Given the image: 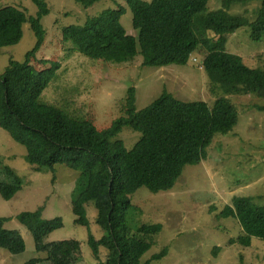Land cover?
<instances>
[{
  "label": "trees",
  "instance_id": "16d2710c",
  "mask_svg": "<svg viewBox=\"0 0 264 264\" xmlns=\"http://www.w3.org/2000/svg\"><path fill=\"white\" fill-rule=\"evenodd\" d=\"M33 1L40 9L36 18L16 7L0 9V49L19 44L26 23L36 37L26 60L11 61L0 74V127L26 148V162L35 171L55 173L57 164H65L80 173L72 193L73 213L75 223L88 226L85 205L94 202L97 224L105 232L99 240L89 233L88 243L97 259L101 248H105V264H152L168 254L165 247L152 260L142 262L163 226L142 223L131 227V196L141 188L154 194L171 191L185 167L206 160L215 137L231 133L238 125L239 111L231 96L253 94L264 100V69L248 66L243 57L225 48L217 49L211 37L213 34L226 43L228 35L248 28L250 39L262 42L264 0H222V8L217 10L209 8V0H125L137 36L123 27L121 17L126 8L121 5L88 17L83 25L64 27L63 41L70 42L68 46L74 51L113 65L185 66L199 53L200 67L208 76L212 92L220 93L210 105L205 101H182L165 92L150 106L138 110L136 89L132 87L123 105V116L104 130H98L91 120L74 118L40 102L61 64L55 59H37L47 36L41 17L49 13V8L43 0ZM75 1L89 8L101 0ZM253 1L261 4L254 19L245 13H231L235 4ZM33 62L47 67L39 70ZM125 127L141 134L132 149L116 140ZM0 171L9 178L0 180V194L11 200L21 191L23 179L2 156ZM218 218L237 219L242 227V234L230 244L249 247L253 238L264 240V205L257 204L253 197H234ZM17 219L33 235L36 251L46 253L51 264L78 262L79 241L47 242L50 233L63 227L61 218L44 219L40 208L22 212ZM8 220L0 216V247L20 254L25 251V241L18 231L5 229ZM220 249L216 247L214 255ZM41 261L34 259L26 264Z\"/></svg>",
  "mask_w": 264,
  "mask_h": 264
},
{
  "label": "rangeland",
  "instance_id": "374dc122",
  "mask_svg": "<svg viewBox=\"0 0 264 264\" xmlns=\"http://www.w3.org/2000/svg\"><path fill=\"white\" fill-rule=\"evenodd\" d=\"M49 13L41 17L47 32L37 59H55L61 64L56 78L40 97V102L55 107L68 115L91 120L98 130L109 128L123 116V105L130 88L136 89L138 110L150 106L165 92L177 99L194 102L205 101L213 105L219 92H212L206 72L200 67V54L185 65L169 67H139V64L113 65L90 59L74 51L62 38V29L71 25H83L88 17L107 9L126 8L121 23L133 36V15L125 0H101L85 8L75 0H43ZM151 2L152 0H144ZM222 0H209V8H222ZM259 1L235 4L231 13L256 17ZM16 7L28 17H38L40 9L33 0H0V9ZM23 39L15 46L0 49V74L11 61L24 62L26 55L36 44L30 24L23 26ZM213 37L217 49H226L244 58L252 68L264 69V39L254 42L248 28L228 35L226 43ZM37 69L47 66L33 62ZM219 93V95L217 94ZM239 111V122L226 135H218L208 148L207 159L198 165L185 167L182 176L171 191L151 193L139 189L131 196L132 207L128 222L131 227L142 223H159L162 232L155 238L152 248L142 257V262L152 260L163 248L168 254L152 264H264V240L253 238L251 246L230 244L242 234L237 219H220L218 214L236 196L253 197L264 205V100L257 95L230 97ZM141 134L125 127L116 137L132 149ZM26 148L13 140L0 127V156L6 165L23 179V187L14 198L5 200L0 194V216L7 217L5 229L18 231L25 241V251L11 254L0 247V264H26L41 259L39 264H51L46 253L36 251L31 232L17 216L22 212L43 208L44 219L61 218L63 227L50 233L48 243L77 240L81 244V256L76 264H105L108 252L101 248L97 259L88 243L89 233L97 240L105 232L97 224L98 211L94 202H88V226L75 223L72 193L80 173L65 164H57L55 173L37 172L26 162ZM0 171V180L9 181ZM220 247L217 255L214 249Z\"/></svg>",
  "mask_w": 264,
  "mask_h": 264
}]
</instances>
